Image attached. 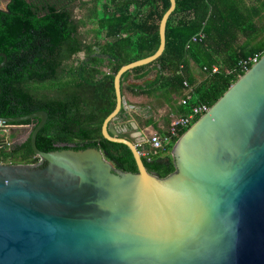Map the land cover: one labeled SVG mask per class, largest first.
<instances>
[{
  "label": "water",
  "instance_id": "95a60500",
  "mask_svg": "<svg viewBox=\"0 0 264 264\" xmlns=\"http://www.w3.org/2000/svg\"><path fill=\"white\" fill-rule=\"evenodd\" d=\"M170 2L158 51L116 74L117 106L102 127L132 151L138 173L96 148L40 151L47 112L0 118L39 120L40 159L0 164V264H264V56L178 140L166 178L148 172L139 142L117 125L123 76L165 52Z\"/></svg>",
  "mask_w": 264,
  "mask_h": 264
},
{
  "label": "trees",
  "instance_id": "16d2710c",
  "mask_svg": "<svg viewBox=\"0 0 264 264\" xmlns=\"http://www.w3.org/2000/svg\"><path fill=\"white\" fill-rule=\"evenodd\" d=\"M176 2L167 24L165 52L156 62L126 73L122 92L144 93L160 86L172 112L188 116L192 107H212L224 96L246 73L239 68L241 61L264 56V7H247L244 0ZM170 7V0H10V13L0 11V54L8 58L0 70V118L47 112L48 122L37 137L40 151L96 148L118 169L138 173L132 151L106 140L102 127L117 106L116 74L158 51L161 21ZM77 10L87 13L79 18ZM201 33L205 39L192 43ZM3 61L0 57V64ZM215 66L220 71L212 74ZM194 68L206 77L194 89L190 104L177 107L184 82H196ZM153 69H158L154 81L131 82L143 80ZM131 118L122 108L117 123L131 127ZM38 124V119L3 124L0 164L40 162L31 146ZM10 126L32 130L26 141L9 147L2 131ZM187 131L181 130L166 152L143 156L149 173L166 178L176 171L171 153Z\"/></svg>",
  "mask_w": 264,
  "mask_h": 264
},
{
  "label": "crops",
  "instance_id": "0c3cea01",
  "mask_svg": "<svg viewBox=\"0 0 264 264\" xmlns=\"http://www.w3.org/2000/svg\"><path fill=\"white\" fill-rule=\"evenodd\" d=\"M87 1V0H85ZM247 7H264V0H244ZM10 0H0V9H5L9 6ZM264 15V12H263ZM80 18V17H79ZM82 57L84 55L82 54ZM193 76L196 78L194 84H190L194 89L204 81L205 77L197 68L193 69ZM158 69H153L147 77L136 82L137 84H144L146 81H154L157 77ZM189 83V82H188ZM158 88L145 89L144 93H133L131 90L124 92V98L127 101V113L132 116L130 126H123L117 124L121 131H127L139 142L140 146L150 147L149 140L155 134L164 135L169 129V124L173 116H178L175 111L162 99V91ZM139 92V91H136ZM185 92V91H184ZM181 98L177 99V107H180ZM179 109L176 108V111ZM153 121V124L148 125L147 122ZM129 127V128H128Z\"/></svg>",
  "mask_w": 264,
  "mask_h": 264
},
{
  "label": "built area",
  "instance_id": "2783aa9c",
  "mask_svg": "<svg viewBox=\"0 0 264 264\" xmlns=\"http://www.w3.org/2000/svg\"><path fill=\"white\" fill-rule=\"evenodd\" d=\"M205 34L201 33L192 39V43L202 42L205 39ZM260 56L256 55L248 60H243L239 64V68L247 72L260 60ZM207 71V68H205ZM220 68L215 66L212 70V74L219 73ZM184 97L180 100V105L188 106L193 98L194 88L186 81L184 82ZM211 107L207 105H199L192 107V112L188 116H173L171 118L170 129L164 134H155L149 140L150 150L144 151L142 156L149 157L151 152H166L169 146L178 137L181 130L189 129L194 122L202 118ZM141 147V146H140Z\"/></svg>",
  "mask_w": 264,
  "mask_h": 264
},
{
  "label": "rangeland",
  "instance_id": "374dc122",
  "mask_svg": "<svg viewBox=\"0 0 264 264\" xmlns=\"http://www.w3.org/2000/svg\"><path fill=\"white\" fill-rule=\"evenodd\" d=\"M86 13H87L86 11L77 10L78 17H82ZM91 27L92 26H90V28ZM0 128H4L3 124L0 126ZM31 130H32L31 126H20V127H12V126H10V127H6V129H4L2 131L3 132L2 135L6 136L4 145H8L9 147H11L13 144H16V143L20 144V143L26 141L27 138L29 137V134H30ZM11 135H14V139L13 140L10 139ZM38 163H35V164H38Z\"/></svg>",
  "mask_w": 264,
  "mask_h": 264
},
{
  "label": "flooded vegetation",
  "instance_id": "af4514ba",
  "mask_svg": "<svg viewBox=\"0 0 264 264\" xmlns=\"http://www.w3.org/2000/svg\"><path fill=\"white\" fill-rule=\"evenodd\" d=\"M44 165H45V164H44ZM44 165H43V166H44Z\"/></svg>",
  "mask_w": 264,
  "mask_h": 264
}]
</instances>
